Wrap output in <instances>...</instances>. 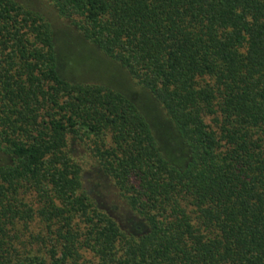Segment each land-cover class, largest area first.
Returning <instances> with one entry per match:
<instances>
[{
	"label": "trees",
	"instance_id": "16d2710c",
	"mask_svg": "<svg viewBox=\"0 0 264 264\" xmlns=\"http://www.w3.org/2000/svg\"><path fill=\"white\" fill-rule=\"evenodd\" d=\"M45 1L132 84L66 78L0 0V264H264V0Z\"/></svg>",
	"mask_w": 264,
	"mask_h": 264
},
{
	"label": "rangeland",
	"instance_id": "374dc122",
	"mask_svg": "<svg viewBox=\"0 0 264 264\" xmlns=\"http://www.w3.org/2000/svg\"><path fill=\"white\" fill-rule=\"evenodd\" d=\"M21 1L44 13L55 23L59 48V65L61 73L66 78L85 82L106 83L128 90L132 83L125 70L96 49L84 38L77 27L70 26L63 18L58 17L53 6L51 7L45 0ZM132 94L137 99L139 98L138 101L141 100V96L137 92L133 91ZM80 147V157L85 165V186L91 193L100 198L102 206H106L116 215H127L123 202L118 196L116 197L115 191L109 189L111 182L108 179L106 181L101 173L102 171L94 164V158L87 155L82 146ZM75 151L77 152V148H75ZM81 152H84V158L81 156ZM87 257L90 258L91 254H88Z\"/></svg>",
	"mask_w": 264,
	"mask_h": 264
}]
</instances>
